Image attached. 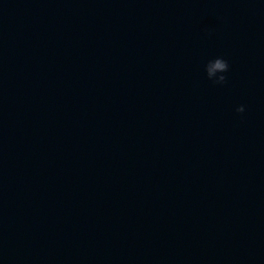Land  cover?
I'll return each instance as SVG.
<instances>
[{
    "label": "water",
    "instance_id": "water-1",
    "mask_svg": "<svg viewBox=\"0 0 264 264\" xmlns=\"http://www.w3.org/2000/svg\"><path fill=\"white\" fill-rule=\"evenodd\" d=\"M0 264H264V0H0Z\"/></svg>",
    "mask_w": 264,
    "mask_h": 264
},
{
    "label": "clouds",
    "instance_id": "clouds-1",
    "mask_svg": "<svg viewBox=\"0 0 264 264\" xmlns=\"http://www.w3.org/2000/svg\"><path fill=\"white\" fill-rule=\"evenodd\" d=\"M219 66H220L221 68H223V69H226V68L228 67L226 61H220ZM240 110H241V111H244V108L242 107Z\"/></svg>",
    "mask_w": 264,
    "mask_h": 264
}]
</instances>
